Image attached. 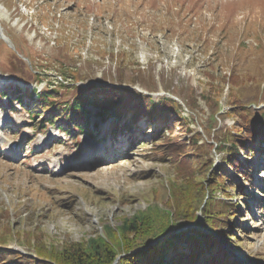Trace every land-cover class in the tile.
<instances>
[{"label":"rangeland","instance_id":"1","mask_svg":"<svg viewBox=\"0 0 264 264\" xmlns=\"http://www.w3.org/2000/svg\"><path fill=\"white\" fill-rule=\"evenodd\" d=\"M263 5L264 0H0V92L6 93L0 94V230H12L0 250L35 258L24 242L27 232L34 231L35 243L83 241L103 235L105 223L118 225L150 202L165 201L175 172L154 134L163 125L145 117L126 125L140 95L178 102L180 117L169 120L172 131L165 136L189 138L198 131L205 151L238 121L225 113L233 108L226 101L231 76L245 80L233 89L248 110H264ZM74 81L80 88L125 90L127 122L100 119L97 103L85 107L88 119L75 116L88 122L86 132H73V120L65 130V120L49 125L32 119L30 109L43 111L37 92L56 91L49 98L62 107L78 92L69 87ZM211 85V92L221 88L216 97L209 95ZM221 155L212 149L204 156L213 160L210 172L225 168L231 187L229 198L216 195L241 208L230 219L233 240H219L229 260L264 264V154L251 160L256 167L249 180Z\"/></svg>","mask_w":264,"mask_h":264},{"label":"trees","instance_id":"2","mask_svg":"<svg viewBox=\"0 0 264 264\" xmlns=\"http://www.w3.org/2000/svg\"><path fill=\"white\" fill-rule=\"evenodd\" d=\"M119 64H123V59H119ZM64 74H69V69L64 70ZM33 75L39 78L40 73L33 71ZM71 77L76 80L80 76ZM254 79L253 76L249 78ZM61 80L63 85V79ZM76 81L69 87L77 89V94L70 103L64 101L62 107L56 98H49V94L56 97V91L40 93L32 89L37 92L36 99L41 98L43 109L41 113L36 106L35 109H30L32 119L41 117L37 122L49 125H58L57 121L62 119L65 120V130L73 120V132H86L88 122H78L75 116L88 119L89 112L85 107L97 103L100 104L101 111L98 115L102 120L112 118L119 123L128 121L125 123L128 127L131 122L143 117L149 121L159 120L163 127L154 131V134L157 141L161 142L158 147H162V155L169 156L175 172L174 178L169 181L167 197L160 204L150 202L145 209L122 217L118 225L105 223L103 235L97 234L83 241H72L60 246L47 244L42 240L35 243L31 239L36 236L34 231L27 232L24 242L32 248L36 257L0 250V264H239L237 260H229L230 254L219 239L233 240L228 231L232 225L230 219L233 218L235 209L241 208V204L226 202L216 195L220 191L229 198L231 187L227 184L225 168L217 167L210 172L213 160L204 156L214 149V152L222 154L223 162L231 166L238 176L249 180L252 169L256 167L251 160L256 155L264 154V110L249 111L233 89V86L235 88L245 80L235 75L229 78V95L226 101L233 108L225 113L228 117H236L238 121L233 128L219 132L207 145V151L199 145L201 135L198 131L189 138L165 136V130L172 131L169 120L173 116L180 117L181 105L174 99L162 97L155 100L150 95H140L137 107L132 108L131 116L124 121L127 97L125 90L100 85L80 88L75 85ZM211 87L213 86L209 87V95L211 93L216 97L221 88L211 92ZM261 90V87H257L256 94H260ZM0 94L6 96L5 92ZM22 95L18 92L16 101L21 103ZM213 120L216 121V117ZM183 122L184 127L186 126L184 131L187 132L189 123L186 122V117H183ZM197 148H200L199 153H195ZM241 155L245 162L240 159ZM235 189L237 195L242 194L241 189ZM242 203L246 204L245 201ZM198 212L201 213V220ZM193 224L196 226L181 230ZM10 232L12 230L5 227L0 230V246L8 241ZM16 235L20 237L19 234ZM182 244L187 245V252L177 250Z\"/></svg>","mask_w":264,"mask_h":264},{"label":"water","instance_id":"3","mask_svg":"<svg viewBox=\"0 0 264 264\" xmlns=\"http://www.w3.org/2000/svg\"><path fill=\"white\" fill-rule=\"evenodd\" d=\"M2 37L4 38L5 36L2 35ZM191 226L195 227V224H193V225H189V226H186V227L182 228L181 230H185V229H187V228H189V227H191Z\"/></svg>","mask_w":264,"mask_h":264},{"label":"bare ground","instance_id":"4","mask_svg":"<svg viewBox=\"0 0 264 264\" xmlns=\"http://www.w3.org/2000/svg\"><path fill=\"white\" fill-rule=\"evenodd\" d=\"M2 117H3V115H1V118H2ZM8 144H9V141H8L7 144L5 143L4 145H8ZM9 145H10V144H9ZM5 147H6V146H5ZM10 151H12V150H10ZM11 153H12V152H11Z\"/></svg>","mask_w":264,"mask_h":264}]
</instances>
